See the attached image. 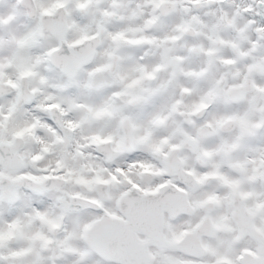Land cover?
Instances as JSON below:
<instances>
[{
	"label": "snow or ice",
	"instance_id": "obj_1",
	"mask_svg": "<svg viewBox=\"0 0 264 264\" xmlns=\"http://www.w3.org/2000/svg\"><path fill=\"white\" fill-rule=\"evenodd\" d=\"M0 264H264V0H0Z\"/></svg>",
	"mask_w": 264,
	"mask_h": 264
}]
</instances>
